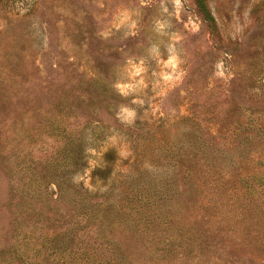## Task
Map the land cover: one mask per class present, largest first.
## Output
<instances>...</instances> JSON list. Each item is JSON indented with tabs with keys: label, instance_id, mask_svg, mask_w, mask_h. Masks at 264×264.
<instances>
[{
	"label": "rangeland",
	"instance_id": "374dc122",
	"mask_svg": "<svg viewBox=\"0 0 264 264\" xmlns=\"http://www.w3.org/2000/svg\"><path fill=\"white\" fill-rule=\"evenodd\" d=\"M0 264H264V0H0Z\"/></svg>",
	"mask_w": 264,
	"mask_h": 264
},
{
	"label": "trees",
	"instance_id": "16d2710c",
	"mask_svg": "<svg viewBox=\"0 0 264 264\" xmlns=\"http://www.w3.org/2000/svg\"><path fill=\"white\" fill-rule=\"evenodd\" d=\"M202 10H203V12H204V15H205L206 20H208V21H212V18H211V16H210V13L208 12V10H207L206 7L204 6V4H202ZM249 195H252L251 192H249ZM243 196L247 198V194H246V192H245V195H243ZM245 203H246V200L244 201V204H245Z\"/></svg>",
	"mask_w": 264,
	"mask_h": 264
}]
</instances>
